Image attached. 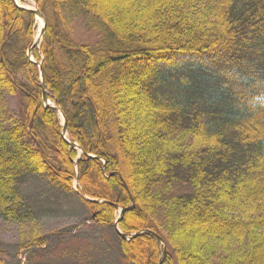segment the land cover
I'll return each instance as SVG.
<instances>
[{
    "label": "trees",
    "instance_id": "trees-1",
    "mask_svg": "<svg viewBox=\"0 0 264 264\" xmlns=\"http://www.w3.org/2000/svg\"><path fill=\"white\" fill-rule=\"evenodd\" d=\"M35 1L48 97L95 157L43 103L35 15L0 0L2 216L27 217L23 181L74 192L77 177L102 201L83 200L92 221L113 229L125 209L121 231L160 235L163 264H264V0ZM78 20L95 44L75 40ZM119 246L160 262L150 234Z\"/></svg>",
    "mask_w": 264,
    "mask_h": 264
},
{
    "label": "rangeland",
    "instance_id": "rangeland-1",
    "mask_svg": "<svg viewBox=\"0 0 264 264\" xmlns=\"http://www.w3.org/2000/svg\"><path fill=\"white\" fill-rule=\"evenodd\" d=\"M20 4L28 8L33 4V9L38 7L35 0H22ZM36 27L34 41L41 31L38 17ZM73 35L80 44L92 45L98 41L96 32L87 29L83 20L75 23ZM9 103L13 109L18 107L14 96H9ZM27 142L31 144L30 140ZM73 189L74 192L63 191L42 176L22 182L20 200L27 217L6 220L0 207V259L3 264H131L121 252V238L115 228L92 221L94 215L83 202L77 177Z\"/></svg>",
    "mask_w": 264,
    "mask_h": 264
},
{
    "label": "water",
    "instance_id": "water-1",
    "mask_svg": "<svg viewBox=\"0 0 264 264\" xmlns=\"http://www.w3.org/2000/svg\"><path fill=\"white\" fill-rule=\"evenodd\" d=\"M14 2L16 3V5L20 9L27 10V11L33 13L34 15H36V17H41L43 19V22H44L43 28H42V30L40 32V35H39L38 39L36 41H34V43L30 46V48L28 50V58L32 62L36 63L39 66V68H40V75H41V82H42L41 83V87H42V90H43V102H44L45 106L52 107V108L56 109L58 112H60L63 115L64 125H62V132H61V135H62L63 139L68 143V145L70 147L79 149L82 152V154H85L84 151H83V149L77 143L71 142L70 140L67 139V135H68L67 119H66V117H65L62 109L57 105L56 102L52 105V102L49 99L48 93H47V87H46V83H45V75H44V71H43V67H42V61H40V62L35 61L34 58H33V55H32L34 48L35 47H39L41 45L42 41H43V37H44V35L46 33V25H47L46 19L43 16V14L41 13V11L38 9V7H37V9H31V8H28V7L23 6L22 4H19L17 2V0H14ZM36 4H37V2H36ZM86 156L87 157H90V158H94L95 157L93 155H86ZM81 197L83 199H85V200L95 201V202L98 203V201L92 200V199L88 198L87 196H85L84 194H81ZM124 213H125V209H122L121 210V213H120V219L118 221H120L123 218ZM114 227H115V230H116L117 234L119 235V237L122 240H126V241L133 240V239H135L137 237H140V236L146 235V234L152 235L155 238V240H156L159 248L161 249V251L163 250V252L161 254V260H160V263H159V264H163V260L166 257V248L165 247L163 248V246H164L165 243H164L163 238L160 235H158L155 232L146 231V230L145 231H141V232H136V233H134L132 235H128V234H125V233H123V232H121L119 230L118 222H115L114 223Z\"/></svg>",
    "mask_w": 264,
    "mask_h": 264
},
{
    "label": "bare ground",
    "instance_id": "bare-ground-1",
    "mask_svg": "<svg viewBox=\"0 0 264 264\" xmlns=\"http://www.w3.org/2000/svg\"><path fill=\"white\" fill-rule=\"evenodd\" d=\"M21 1L22 0H17V2L20 4L21 3ZM29 6V5H28ZM29 7H31L32 9H33V7H34V5L32 4V5H30ZM38 20H39V22H40V28L42 29V27H43V20H42V18L41 17H38ZM42 44V43H41ZM39 47H41V45L39 46ZM32 55H33V53H32ZM33 57H34V55H33ZM34 60L35 61H37L36 59H35V57H34ZM63 111V110H62ZM64 113V112H63ZM61 116V117H60ZM59 120H60V123H61V125H64V119H63V115L62 114H59ZM68 139V138H67ZM121 213V212H120ZM120 219V215H117V217H116V220H115V222H118V227H119V230L121 231V228H120V221L122 220H120V221H118ZM122 232V231H121Z\"/></svg>",
    "mask_w": 264,
    "mask_h": 264
}]
</instances>
